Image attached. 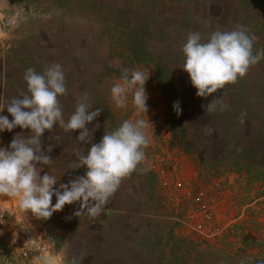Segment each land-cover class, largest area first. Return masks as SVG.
<instances>
[{
  "label": "rangeland",
  "instance_id": "obj_1",
  "mask_svg": "<svg viewBox=\"0 0 264 264\" xmlns=\"http://www.w3.org/2000/svg\"><path fill=\"white\" fill-rule=\"evenodd\" d=\"M236 9V0H0V103L26 93L28 68L43 73L58 63L64 119L82 97L90 110L102 108L86 124L87 145L75 141L79 130L59 125L41 137L53 160L37 166L58 178L54 188L85 173L73 168L77 154L105 132L124 120L150 123L145 161L99 217L75 216L77 202L39 219L8 197L0 264H264V59L207 97L180 67L189 33L206 41L217 30L250 31ZM248 34L253 54L264 50V32ZM125 69L148 75L146 114L131 93L125 108L110 99ZM212 100L217 110L208 113ZM0 115L12 119L6 107ZM17 133L31 134L19 126L0 132V147ZM208 208L212 215H203ZM214 225L220 231L210 234Z\"/></svg>",
  "mask_w": 264,
  "mask_h": 264
},
{
  "label": "clouds",
  "instance_id": "obj_2",
  "mask_svg": "<svg viewBox=\"0 0 264 264\" xmlns=\"http://www.w3.org/2000/svg\"><path fill=\"white\" fill-rule=\"evenodd\" d=\"M254 40L255 36L249 35L243 26L230 31H214L206 41H202L199 32L189 33L182 46L184 60L180 67L187 72L196 95L207 97L228 84H235L251 66L264 59V50L253 54ZM147 78L141 70L131 73L123 70L120 79L110 88V99L117 108H125L131 93L133 106L146 114L144 84ZM23 79L26 93L0 103V112L6 107L12 117L9 120L0 115V132L19 126L29 129L31 134L17 133L7 148L0 147V196L15 198L21 211L30 212L39 219H48L66 204L77 202L79 208L75 216L99 217L121 182L145 161V149L150 144L146 132L150 124L148 119L124 120L115 130L105 132L98 143H91L84 154H77L73 168L83 166L85 173L54 188L58 178L48 172L41 175L42 167L37 166L50 165L53 160L46 154L51 152L52 146L42 150L41 137L46 130L51 131L59 125L67 133L79 130L75 141L78 145L81 142L87 145L91 142V130L86 124L91 123L102 108L90 110L86 97H82L75 111L64 119L59 97L67 94V88L58 63L43 73L30 67ZM217 106L218 102L212 100L206 112L217 110ZM173 107L179 114V102ZM219 110L223 111L224 105L221 104Z\"/></svg>",
  "mask_w": 264,
  "mask_h": 264
},
{
  "label": "trees",
  "instance_id": "obj_3",
  "mask_svg": "<svg viewBox=\"0 0 264 264\" xmlns=\"http://www.w3.org/2000/svg\"><path fill=\"white\" fill-rule=\"evenodd\" d=\"M238 9H236V13L242 15V17L246 20L248 25L247 32H264V0L257 1L255 3L254 0H236ZM222 15V14H220ZM237 17V16H236ZM235 23V20L233 21ZM160 85L161 81H160ZM163 87H165L163 85Z\"/></svg>",
  "mask_w": 264,
  "mask_h": 264
},
{
  "label": "built area",
  "instance_id": "obj_4",
  "mask_svg": "<svg viewBox=\"0 0 264 264\" xmlns=\"http://www.w3.org/2000/svg\"><path fill=\"white\" fill-rule=\"evenodd\" d=\"M7 198H8L7 196H0V216L4 215V212L6 210H8V206L5 204ZM201 213L205 216H207V215L210 216V215H212V209L208 208L205 211H201ZM214 226L215 227L212 228V230L210 231V234H215L218 231H220L218 226H216V225H214Z\"/></svg>",
  "mask_w": 264,
  "mask_h": 264
}]
</instances>
